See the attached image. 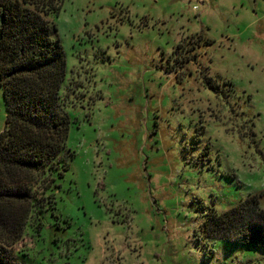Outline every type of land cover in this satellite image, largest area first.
I'll use <instances>...</instances> for the list:
<instances>
[{"label": "rangeland", "instance_id": "374dc122", "mask_svg": "<svg viewBox=\"0 0 264 264\" xmlns=\"http://www.w3.org/2000/svg\"><path fill=\"white\" fill-rule=\"evenodd\" d=\"M205 3L64 0L69 171L13 264H264L203 231L264 190V0Z\"/></svg>", "mask_w": 264, "mask_h": 264}, {"label": "trees", "instance_id": "16d2710c", "mask_svg": "<svg viewBox=\"0 0 264 264\" xmlns=\"http://www.w3.org/2000/svg\"><path fill=\"white\" fill-rule=\"evenodd\" d=\"M63 2L0 0V86L7 110L0 133V264H13L24 253L17 247L27 227L41 232L69 171L70 118L61 96L67 62L53 20ZM263 201L264 190L221 214L210 211L204 233L264 248Z\"/></svg>", "mask_w": 264, "mask_h": 264}, {"label": "built area", "instance_id": "2783aa9c", "mask_svg": "<svg viewBox=\"0 0 264 264\" xmlns=\"http://www.w3.org/2000/svg\"><path fill=\"white\" fill-rule=\"evenodd\" d=\"M189 2H197V3H200V5L204 6L206 3H205V0H188ZM193 10L195 13H197L199 11V5H195L193 7Z\"/></svg>", "mask_w": 264, "mask_h": 264}]
</instances>
